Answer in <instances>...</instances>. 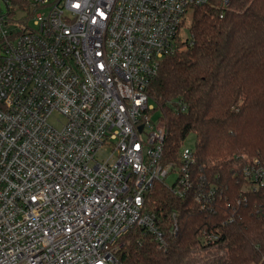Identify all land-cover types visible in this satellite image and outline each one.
<instances>
[{"label": "built area", "instance_id": "obj_1", "mask_svg": "<svg viewBox=\"0 0 264 264\" xmlns=\"http://www.w3.org/2000/svg\"><path fill=\"white\" fill-rule=\"evenodd\" d=\"M27 1L26 27L0 22V264H123L135 227L163 249L147 196L175 167L162 163L148 87L187 10L211 0ZM181 160L179 196L191 148ZM244 175L264 188L259 162Z\"/></svg>", "mask_w": 264, "mask_h": 264}, {"label": "trees", "instance_id": "obj_2", "mask_svg": "<svg viewBox=\"0 0 264 264\" xmlns=\"http://www.w3.org/2000/svg\"><path fill=\"white\" fill-rule=\"evenodd\" d=\"M5 1L26 27L31 4ZM191 10L189 38L178 36L148 87L165 129L162 163L181 167L183 142L195 137L189 188L179 196L160 181L147 196L163 249L135 227L115 256L123 264H264V188H248L244 175L255 161L264 168V0Z\"/></svg>", "mask_w": 264, "mask_h": 264}, {"label": "rangeland", "instance_id": "obj_3", "mask_svg": "<svg viewBox=\"0 0 264 264\" xmlns=\"http://www.w3.org/2000/svg\"><path fill=\"white\" fill-rule=\"evenodd\" d=\"M10 8H13V11H9ZM9 11V13L7 14V12ZM0 15L4 16L6 20H4V23L2 26H4L3 28L7 29V30H14L17 29V20H19V18H21V16L23 15V12L17 7L15 6L11 1L6 2L5 0H0ZM191 16H192V10L188 9L186 14H185V21L183 23V26L180 30L179 33V37L184 40L189 38V32H188V26L191 20ZM150 107L153 108V110L150 112V121L152 124H157V123H161L160 121V117H161V112L157 109L155 103L153 101L150 100L149 102ZM60 121L61 119L58 118ZM54 126L58 127V123H56L55 121L51 122ZM161 125H163L161 123ZM146 131H148V129H146ZM194 135L190 134L185 141L183 142V147L186 148H191L194 145ZM108 150L106 149L103 153H102V157H106L108 155ZM178 169L175 167L169 174L168 176L163 180V184L165 187L170 188L174 185V183L176 182L177 178H178ZM126 243V242H125ZM128 243V242H127ZM124 244V243H123ZM201 254L197 255V257H200Z\"/></svg>", "mask_w": 264, "mask_h": 264}, {"label": "water", "instance_id": "obj_4", "mask_svg": "<svg viewBox=\"0 0 264 264\" xmlns=\"http://www.w3.org/2000/svg\"><path fill=\"white\" fill-rule=\"evenodd\" d=\"M140 130L142 129V127L139 128Z\"/></svg>", "mask_w": 264, "mask_h": 264}]
</instances>
